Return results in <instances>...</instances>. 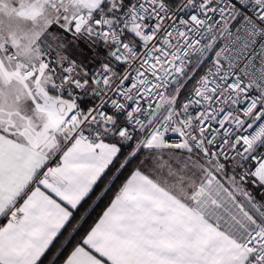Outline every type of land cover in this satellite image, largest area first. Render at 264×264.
I'll return each mask as SVG.
<instances>
[{"label":"snow or ice","instance_id":"6c2138e0","mask_svg":"<svg viewBox=\"0 0 264 264\" xmlns=\"http://www.w3.org/2000/svg\"><path fill=\"white\" fill-rule=\"evenodd\" d=\"M20 6L0 264H264V0Z\"/></svg>","mask_w":264,"mask_h":264},{"label":"rangeland","instance_id":"374dc122","mask_svg":"<svg viewBox=\"0 0 264 264\" xmlns=\"http://www.w3.org/2000/svg\"><path fill=\"white\" fill-rule=\"evenodd\" d=\"M6 4L0 10V44L11 45L17 42V52H20L29 44L35 28V21L30 14L20 5L25 0H6ZM1 5V4H0ZM85 49L83 42L79 45H72L71 54L77 59L82 58L81 50Z\"/></svg>","mask_w":264,"mask_h":264},{"label":"trees","instance_id":"16d2710c","mask_svg":"<svg viewBox=\"0 0 264 264\" xmlns=\"http://www.w3.org/2000/svg\"><path fill=\"white\" fill-rule=\"evenodd\" d=\"M111 193L109 194V196ZM108 202V197H105L104 201L101 202L100 206L96 209V211L92 214V217L89 219L88 223L90 224L92 220L96 218V215L101 211V209L104 207V205Z\"/></svg>","mask_w":264,"mask_h":264},{"label":"crops","instance_id":"0c3cea01","mask_svg":"<svg viewBox=\"0 0 264 264\" xmlns=\"http://www.w3.org/2000/svg\"><path fill=\"white\" fill-rule=\"evenodd\" d=\"M6 0H0V10L2 9V7L6 4ZM3 5V6H2Z\"/></svg>","mask_w":264,"mask_h":264}]
</instances>
